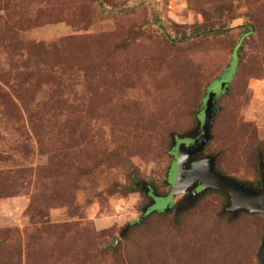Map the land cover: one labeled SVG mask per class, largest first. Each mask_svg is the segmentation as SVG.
I'll return each instance as SVG.
<instances>
[{
	"label": "rangeland",
	"instance_id": "1",
	"mask_svg": "<svg viewBox=\"0 0 264 264\" xmlns=\"http://www.w3.org/2000/svg\"><path fill=\"white\" fill-rule=\"evenodd\" d=\"M204 112L195 158L262 186L264 0H0V264H260L223 192L137 222Z\"/></svg>",
	"mask_w": 264,
	"mask_h": 264
},
{
	"label": "water",
	"instance_id": "2",
	"mask_svg": "<svg viewBox=\"0 0 264 264\" xmlns=\"http://www.w3.org/2000/svg\"><path fill=\"white\" fill-rule=\"evenodd\" d=\"M212 119L209 114L202 117L200 125V133L196 138L194 134L190 136L173 135V145L177 140L184 138L190 139L195 143L186 148L179 157H175L173 167L169 174L170 191L165 196L157 195L154 189H151L147 184L142 183L144 192L152 191L153 197L149 204L152 211L169 209L170 202L178 194L188 192L185 200L187 204L178 207L177 211H181L193 205L197 197L208 189L224 192L229 197V204L227 210L233 212L235 215L240 210H246L250 213L264 214V169L262 163L259 164L262 175V186L260 189H255L244 183H239L236 180L229 178L214 169V157L205 156L196 159L195 156L202 152L210 137V127ZM203 128V132H202ZM188 166L186 172H182L181 168ZM148 207L142 210V213L147 211ZM143 216L137 221L142 222ZM118 238H116L117 240ZM114 240V242L116 241ZM260 264H264V237L259 250Z\"/></svg>",
	"mask_w": 264,
	"mask_h": 264
},
{
	"label": "trees",
	"instance_id": "3",
	"mask_svg": "<svg viewBox=\"0 0 264 264\" xmlns=\"http://www.w3.org/2000/svg\"><path fill=\"white\" fill-rule=\"evenodd\" d=\"M223 91V89L222 90H220L218 93H220V92H222ZM217 93V94H218ZM207 94H208V92H207ZM216 94V95H217ZM216 97V96H215ZM215 97H214V99H213V102H214V100H215ZM214 105H215V102H214ZM208 113L207 112H204V114H203V116L202 117H204V116H206ZM201 122H202V118H201ZM188 168V166H183L181 169V171L183 172H186V169ZM217 171V170H216ZM230 178V177H229ZM233 179V178H232ZM235 180V179H234ZM237 181V180H236ZM238 182V181H237ZM142 183H144V184H147L146 182H141V181H139V182H137L136 183V186H138L142 191H143V193L145 194V195H147L148 197H149V203L148 204H146L144 207H143V209L145 208V207H148L147 208V211L146 212H144L143 214H142V216L143 217H145L146 215H148V214H150V213H152V212H156V211H158V210H156V211H152L151 210V207H149V204H150V202L152 201V199H155L156 197H153V195H152V191L150 190L148 193H145L144 192V188H143V186H142ZM239 183H242V182H239ZM245 184V183H244ZM151 189H153L149 184H147ZM247 185V184H246ZM248 186H250V185H248ZM252 187V186H251ZM260 187H261V183H260V181L258 182V188H255V189H260ZM254 188V187H253ZM221 192V191H220ZM224 193V192H223ZM226 194V193H225ZM157 195H159V194H157ZM227 195V194H226ZM160 196H162V195H160ZM191 207V206H190ZM190 207H188V208H190ZM188 208H186V209H188ZM142 209V210H143ZM169 209H170V206H169ZM168 209V210H169ZM185 209V210H186ZM240 211H244V212H247V213H250V212H248V211H246V210H240ZM164 212V211H163ZM176 212H178L177 210H176ZM253 214V213H252ZM257 214H262V213H257ZM262 215H264V214H262ZM137 223V222H136ZM127 231V227L126 228H124V230L122 231V234H124L125 232Z\"/></svg>",
	"mask_w": 264,
	"mask_h": 264
},
{
	"label": "flooded vegetation",
	"instance_id": "4",
	"mask_svg": "<svg viewBox=\"0 0 264 264\" xmlns=\"http://www.w3.org/2000/svg\"><path fill=\"white\" fill-rule=\"evenodd\" d=\"M197 159H199V158H197ZM155 199H156V198H155ZM151 210H152V209H151ZM159 210H160V209H159ZM159 210H158V211H159Z\"/></svg>",
	"mask_w": 264,
	"mask_h": 264
}]
</instances>
